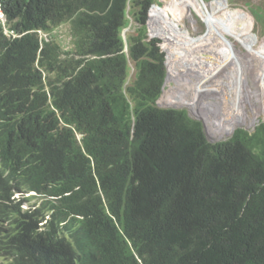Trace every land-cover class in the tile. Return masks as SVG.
Here are the masks:
<instances>
[{
	"label": "trees",
	"instance_id": "16d2710c",
	"mask_svg": "<svg viewBox=\"0 0 264 264\" xmlns=\"http://www.w3.org/2000/svg\"><path fill=\"white\" fill-rule=\"evenodd\" d=\"M0 3V264H264V122L158 106L149 12L172 65L186 38L156 0Z\"/></svg>",
	"mask_w": 264,
	"mask_h": 264
},
{
	"label": "rangeland",
	"instance_id": "374dc122",
	"mask_svg": "<svg viewBox=\"0 0 264 264\" xmlns=\"http://www.w3.org/2000/svg\"><path fill=\"white\" fill-rule=\"evenodd\" d=\"M200 1L210 4L215 0ZM224 1L227 4V9L232 12L229 20L230 24H226L224 22V20H227L226 17L222 18L221 16L219 17L221 21L218 20V23H222L224 26L223 28L226 31H233L231 26L234 25L231 23L241 22L244 28L245 39L249 42H252L254 45L261 44L264 41V0ZM168 4L169 0H156V3L152 8L155 6L161 8V12L170 19L164 10ZM211 9L212 11H215L213 7ZM150 18L151 13L149 12L148 35L151 39L157 38L161 41V51L166 55L165 65L167 69V78L162 96L158 100V106L160 108L186 110L192 119L203 124L206 137L211 143H218L228 140L232 136L233 132L238 128H243L249 132H252L260 122H264V104L260 98V96H263L262 93L264 89V82L260 84L259 79L256 77V71L261 67V64L255 62L254 58L250 56L248 49L239 43L233 34L231 35V33L228 32L226 33V37L229 41L234 42L236 48L235 50L236 52L238 50L240 59L233 52L230 43L219 40L215 36L211 35V27L197 14H195L196 21L193 19L185 20L184 23L177 22V24L182 26L186 35V39H184L180 46V55L175 61V64L172 65L169 62L167 53L163 49V39L153 35V24L150 21ZM232 18L233 20H231ZM127 31L129 33L131 32L128 29L125 31V34ZM54 34H56L57 40L65 49L70 47L71 38L69 35L68 25L61 26L54 32ZM204 49L206 50L207 54L204 52ZM229 53L231 56L229 60L223 65L224 67L221 66L220 68H208L211 74H208V69L204 70L203 64L207 61V59L210 61L222 59L223 62V58ZM235 63H238L239 66L237 64V67H235ZM237 68H239L238 73L236 71ZM235 75H238V79H235ZM134 77L135 70L132 66L129 76L130 83L134 80ZM221 83H223L224 89H218L220 86L219 84ZM199 87L200 90H198ZM209 90L215 91L221 96H223L226 91H229L231 95L230 100L237 98L236 101L233 102V105H231L235 109L233 114L236 117L240 116V120H243L244 122L240 123V125L231 134H221L216 129L211 127V117H213L211 113L215 114V111L213 107H210V104H219V101L218 97L212 94L213 92ZM174 97L182 98L183 100L190 102H193V99H195L197 103L202 105L203 108L201 109V112H203L205 116H199V114L196 113L191 106L181 107L168 105L167 103L169 99ZM219 116L220 115L218 114L217 117ZM229 124L230 122H228L226 125Z\"/></svg>",
	"mask_w": 264,
	"mask_h": 264
},
{
	"label": "bare ground",
	"instance_id": "6f19581e",
	"mask_svg": "<svg viewBox=\"0 0 264 264\" xmlns=\"http://www.w3.org/2000/svg\"><path fill=\"white\" fill-rule=\"evenodd\" d=\"M212 7L215 11H212V9H211ZM164 10H165L166 14L170 17V19H171L170 22L173 24H176L178 26H180V25L177 24V22L184 23L185 20H193V19H195V14H197L200 18H202L204 20V22H206L211 27V31H212L211 35L215 36L219 40H223L227 43H230V46L232 47L233 52L239 57L238 50H237V52L235 50L236 48H235L234 42L229 41L226 37V33H228V32H230L231 35L233 34L237 38L239 43H241L242 45H244L248 49L250 56L252 58H254L255 62H258L259 64H261V67L258 68L256 71V77H257V79H259L260 84H262L264 82V41L259 45H254L252 42L247 41L245 39L244 28H243V25L241 22H232L231 23L232 25H234V26H231L233 31H226L223 28L224 26L222 25V23H218V20H220V18H219L220 16L222 18L226 17L227 20H224V19L223 20L226 24L229 23L230 16L232 15V12L227 9V4L224 0H215V1H212V3H210V4L205 3L204 1L201 2L200 0H169V4L167 5V7L164 8ZM231 20H233V18ZM195 21H196V19H195ZM180 27H181L183 35L186 38V35L184 33L182 26H180ZM189 47H191V46H189ZM194 47H192V48H194ZM204 52H206L205 49H204ZM200 53H202V52H200ZM192 54H194V53H192ZM206 54H207V52H206ZM230 56H231L230 53L228 55H226L223 58V62H222V59H216L214 61H210L209 59H207V61L204 62V64H203V68H204V70H206L208 68H213V67L220 68L221 66H223L225 64L226 61L229 60ZM239 59H240V57H239ZM237 64L238 63H235L234 66L237 67ZM238 66H239V64H238ZM238 69L239 68L236 69L237 73H238ZM200 70H202V69H200ZM207 71H208V74H211L209 69ZM215 72H217V71H215ZM191 73H192V70H191ZM210 77H211V75H210ZM235 79H238V75L237 76L235 75ZM219 85L220 86L218 87V89H224L223 83H221ZM195 88H196V84H195ZM198 90H200V87L198 88ZM209 91H211V90H209ZM211 92H213L212 94H214L215 96L218 97V101H219V104H216V103L210 104L211 105L210 107H213L214 111H215V114L211 113L213 115V117H211L212 118L211 127L216 129L221 134H225V135L231 134L240 125V123L244 122L243 120H240L241 119L240 116L236 117L233 114L235 109L231 105H233V102H235L237 98L230 100L231 95H230L229 91L228 92L226 91V93L223 96H221L220 94H218L215 91H211ZM262 94H263V96L262 97L260 96V98L262 100V103L264 104V89H263ZM167 104L172 105V106H181V107H185V106L190 107L191 106L192 109L196 113L199 114V116L200 115L205 116V114L203 112H201V109L203 108L202 105L197 103V101H195V99H193V102H190V101L183 100L182 98H175L174 97V98H170ZM218 110H219V112H218ZM218 114L220 115L219 117H217ZM228 122H230V124L226 125Z\"/></svg>",
	"mask_w": 264,
	"mask_h": 264
},
{
	"label": "clouds",
	"instance_id": "9594fccd",
	"mask_svg": "<svg viewBox=\"0 0 264 264\" xmlns=\"http://www.w3.org/2000/svg\"><path fill=\"white\" fill-rule=\"evenodd\" d=\"M1 6H2V4H1ZM2 12H3V14H4L3 8H2ZM4 16H5V14H4ZM5 19H6V16H5ZM0 23H1V26H2V29H3L2 22L0 21ZM6 24H7V19H6ZM7 26H8V25H7ZM8 28H9L10 31H13V32L15 33V36H13V35H11V36H7V35L4 33V29H3V34H4L6 37L10 38V39L19 38V37H21V36L23 35V34H18V33L15 32L14 30L10 29L9 26H8ZM37 33L39 34V36H40L41 38H45V39L48 38V34H45V33L42 32V31H38ZM164 87H165V86H164ZM31 194H34V193H31ZM15 198H19V195H16ZM23 208L26 209V206L24 205Z\"/></svg>",
	"mask_w": 264,
	"mask_h": 264
},
{
	"label": "built area",
	"instance_id": "2783aa9c",
	"mask_svg": "<svg viewBox=\"0 0 264 264\" xmlns=\"http://www.w3.org/2000/svg\"><path fill=\"white\" fill-rule=\"evenodd\" d=\"M0 21L2 22V25H3V29H4V33L7 35V36H15V33L13 31H10L7 24H6V19H5V16L2 12V6H1V3H0Z\"/></svg>",
	"mask_w": 264,
	"mask_h": 264
},
{
	"label": "water",
	"instance_id": "95a60500",
	"mask_svg": "<svg viewBox=\"0 0 264 264\" xmlns=\"http://www.w3.org/2000/svg\"><path fill=\"white\" fill-rule=\"evenodd\" d=\"M123 37H125V33H123ZM163 91H164V88H163Z\"/></svg>",
	"mask_w": 264,
	"mask_h": 264
}]
</instances>
